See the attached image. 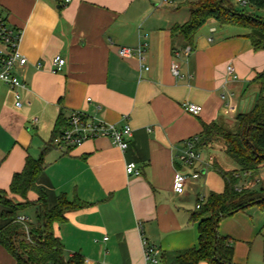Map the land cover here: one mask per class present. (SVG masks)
Returning a JSON list of instances; mask_svg holds the SVG:
<instances>
[{
    "label": "crops",
    "instance_id": "1",
    "mask_svg": "<svg viewBox=\"0 0 264 264\" xmlns=\"http://www.w3.org/2000/svg\"><path fill=\"white\" fill-rule=\"evenodd\" d=\"M181 7L162 0H0L9 23L23 30L20 50L28 58L20 71L21 106L15 104L14 90L0 81V189L9 190L27 155L40 156L60 115L68 118L71 111L81 110L133 129L125 152L100 137L72 148L53 145L44 154L37 183L49 206L61 194L82 204L53 226L66 258L79 254L83 264H174L176 253L199 247L198 221L192 215L200 194L203 204L211 191L221 193L224 187L208 178L203 188L197 177L215 162L225 166L218 154L203 155L201 150L228 155L221 143H200L202 160L185 168L179 154L189 138L201 137L204 123L215 121L230 129L228 119L237 122L244 103L235 93L245 95L255 85L260 95V85L252 79L264 69V49L253 48L248 29L214 19L188 40L172 30L189 19L190 12L181 15ZM144 41L149 43L144 61L118 55V46ZM58 54L66 63L54 72L51 60ZM173 63L179 65L180 77L172 73ZM229 64L236 78L228 76ZM188 102L201 106L200 113L188 112ZM227 104L233 111L226 112ZM129 161L137 163L139 176L126 173ZM178 172L188 175L183 194L174 191ZM242 183L247 185L246 176ZM28 198L36 201L38 195L30 192ZM251 208L220 221L219 233L232 244L249 242L260 228ZM2 210L0 206V227L8 222ZM143 236L160 249L157 263L146 262ZM233 247V263L245 264L239 260L243 248ZM0 264H17L1 244Z\"/></svg>",
    "mask_w": 264,
    "mask_h": 264
},
{
    "label": "trees",
    "instance_id": "2",
    "mask_svg": "<svg viewBox=\"0 0 264 264\" xmlns=\"http://www.w3.org/2000/svg\"><path fill=\"white\" fill-rule=\"evenodd\" d=\"M255 9L264 10V0H247ZM189 19L172 27L192 40L197 30L208 20L214 19L221 25H234L248 29L247 37L255 50L264 49V16L254 13H240L231 0H198L188 5ZM252 82L260 85V95L253 108L236 115L237 126L228 129L217 122L203 124L201 143H221L225 153L239 166L238 169H224L213 163L214 169L224 180L221 193L210 192L206 201L192 215L198 221L199 247L176 253L174 264H234V247L228 236L218 231L220 221L238 211H245L253 205L264 210V194H256L251 182L258 181L264 169V69L256 74ZM68 119L60 115L55 123L50 142L42 149L38 158L27 155L24 167L14 173L9 190L0 189L1 216L8 222L0 227V244L16 259L17 264H83L79 254L66 258L62 240L54 232V223L66 219V213L82 204L69 201L64 194L50 207L47 195L37 183L43 167L44 154L52 148L53 139L67 126ZM55 146V145H54ZM246 176L247 185L242 183ZM30 192H36L38 199L31 201ZM13 197H11V195ZM19 196L23 201H16ZM36 208L34 221L22 223L17 217L25 214L28 207ZM27 226L28 232H26ZM29 236V237H28Z\"/></svg>",
    "mask_w": 264,
    "mask_h": 264
},
{
    "label": "built area",
    "instance_id": "3",
    "mask_svg": "<svg viewBox=\"0 0 264 264\" xmlns=\"http://www.w3.org/2000/svg\"><path fill=\"white\" fill-rule=\"evenodd\" d=\"M70 1V0H66ZM242 4H247V0H238ZM176 0H162L163 4H174ZM23 37V30L13 27L7 17L0 10V81L14 90L16 106H21V94L19 88L24 86V80L21 77L20 71L28 64V58L21 52L20 44ZM211 41L212 38H209ZM149 47V43L144 41L137 44L135 47L118 46V55L122 58L138 57L140 60H145V54ZM191 47H188L184 53L189 54ZM176 52V55H179ZM52 66L54 72H59L63 69L66 60L60 54L52 58ZM40 67L41 63H37ZM149 69L148 66H145ZM228 76L236 78L234 67L229 64L226 67ZM172 73L180 77L181 71L177 63L172 64ZM91 101V98L87 99ZM185 108L192 114H199L201 106L188 102ZM234 107L231 104L226 105V112L233 111ZM68 126L53 139V144L57 147L72 148L83 144L85 141L93 140L100 137L109 138L113 145L118 147L122 152H125L130 145L133 137L132 127L126 123L118 126L116 123L105 121L104 119L90 116L81 110H73L67 118ZM37 121V119L35 120ZM201 143L199 136H194L186 141V147L179 154V159L186 167H191L202 160L198 145ZM126 173L128 175L139 176L141 171L134 161L126 163ZM188 175L183 172H178L174 178V191L178 194H183L186 191ZM203 199L201 198L196 208H200ZM17 220L26 223L28 217L22 214L17 217ZM28 232L27 226H25ZM141 229V224H139ZM29 237V236H28ZM107 238V237H106ZM105 238V239H106ZM144 258L147 263H157L160 249L150 243L146 237H142Z\"/></svg>",
    "mask_w": 264,
    "mask_h": 264
},
{
    "label": "rangeland",
    "instance_id": "4",
    "mask_svg": "<svg viewBox=\"0 0 264 264\" xmlns=\"http://www.w3.org/2000/svg\"><path fill=\"white\" fill-rule=\"evenodd\" d=\"M197 1L198 0H176L175 3L182 4V7L179 9V12L181 15H183V14H189L188 5H190L194 2H197ZM231 3H232V7L237 12H240V13H254L255 12V14L258 16H264V10L255 9L249 3L244 5V4L240 3L238 0H231ZM245 95L240 96L237 93H235V95H234L235 99L240 98L243 100V103H244L243 110H242L243 113L249 112L252 109L253 106L248 107V103L252 102V99L254 100L253 103H255L256 99L259 96V89H257V87L255 85H252L251 87H248L246 89ZM246 105L248 108H246ZM228 122H230V124H228L227 127H229L232 130L236 128L237 122H234L233 118H229ZM50 134H51V132H50ZM50 134L48 135L47 140L49 139ZM215 144H217V143H215ZM201 153L203 155L204 154L207 155L209 153L218 154L220 157V161L223 162V164L226 166L227 169H233L234 167L237 166V163L233 159H231L229 156L226 157V155L224 153H221L219 150H215V149L214 150H212V149L205 150V149H203V150H201ZM221 166L224 169H226L225 166H223V165H221ZM183 167H185V166L183 165ZM197 178H198L197 180L203 185V188L205 187L204 184H205L206 179H208V178L211 179V182H213L215 184H222V187H224V180L221 177V175L214 169L213 164L208 167L207 173H204V174L199 173ZM250 188L256 194H264V169L262 170V173H261V180L251 182ZM206 194H207V192H206ZM202 196H203V194H200V198H202ZM251 207H252L251 208L252 218L260 221V223H261L260 228L258 229L255 237L253 239H251L249 242H245V241L240 240V241H233V244L235 245L237 243V244H239V247L241 246L243 248V250L241 251V253L243 252V254H242L241 258H239V260H244L245 264H264V210L261 209L257 205H253ZM25 212L28 214V216L31 219L35 220L36 213H37L35 208L28 207ZM239 239H240V237H239ZM245 249H246V251H245ZM242 257H244V258H242ZM233 259H234V255H233Z\"/></svg>",
    "mask_w": 264,
    "mask_h": 264
}]
</instances>
